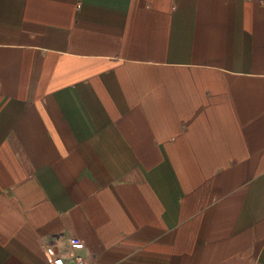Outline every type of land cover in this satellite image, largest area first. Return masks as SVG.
<instances>
[{
	"label": "crops",
	"instance_id": "crops-1",
	"mask_svg": "<svg viewBox=\"0 0 264 264\" xmlns=\"http://www.w3.org/2000/svg\"><path fill=\"white\" fill-rule=\"evenodd\" d=\"M264 264V0H0V264Z\"/></svg>",
	"mask_w": 264,
	"mask_h": 264
},
{
	"label": "built area",
	"instance_id": "built-area-1",
	"mask_svg": "<svg viewBox=\"0 0 264 264\" xmlns=\"http://www.w3.org/2000/svg\"><path fill=\"white\" fill-rule=\"evenodd\" d=\"M70 263L72 264H86V259L81 256H74ZM49 264H68L67 261L61 256H53L49 261Z\"/></svg>",
	"mask_w": 264,
	"mask_h": 264
}]
</instances>
